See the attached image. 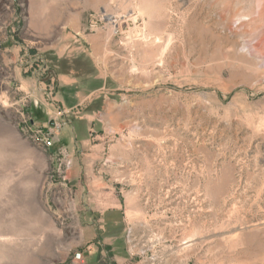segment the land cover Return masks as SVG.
Masks as SVG:
<instances>
[{"label":"rangeland","instance_id":"1","mask_svg":"<svg viewBox=\"0 0 264 264\" xmlns=\"http://www.w3.org/2000/svg\"><path fill=\"white\" fill-rule=\"evenodd\" d=\"M0 264H264V0H0Z\"/></svg>","mask_w":264,"mask_h":264},{"label":"crops","instance_id":"2","mask_svg":"<svg viewBox=\"0 0 264 264\" xmlns=\"http://www.w3.org/2000/svg\"><path fill=\"white\" fill-rule=\"evenodd\" d=\"M59 93L62 104L68 111L74 109L79 104L78 102L84 99L85 96V92L83 90H74L72 87H69L68 84L64 85Z\"/></svg>","mask_w":264,"mask_h":264},{"label":"built area","instance_id":"3","mask_svg":"<svg viewBox=\"0 0 264 264\" xmlns=\"http://www.w3.org/2000/svg\"><path fill=\"white\" fill-rule=\"evenodd\" d=\"M53 131H48L46 133H43L38 139L39 143L42 144L45 148H50L52 146L53 140Z\"/></svg>","mask_w":264,"mask_h":264},{"label":"bare ground","instance_id":"4","mask_svg":"<svg viewBox=\"0 0 264 264\" xmlns=\"http://www.w3.org/2000/svg\"><path fill=\"white\" fill-rule=\"evenodd\" d=\"M110 21H112V25L115 28V26L118 25V18H116L115 16H110L108 17ZM114 34V33H113Z\"/></svg>","mask_w":264,"mask_h":264}]
</instances>
